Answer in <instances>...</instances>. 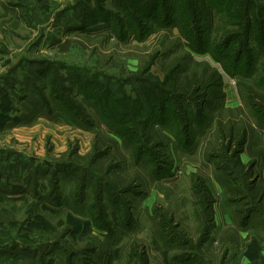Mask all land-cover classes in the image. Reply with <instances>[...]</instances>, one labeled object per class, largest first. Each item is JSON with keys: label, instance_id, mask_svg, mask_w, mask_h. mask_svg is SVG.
<instances>
[{"label": "rangeland", "instance_id": "rangeland-1", "mask_svg": "<svg viewBox=\"0 0 264 264\" xmlns=\"http://www.w3.org/2000/svg\"><path fill=\"white\" fill-rule=\"evenodd\" d=\"M138 1L128 0V3H142ZM150 1L149 4H157ZM169 1L161 0L158 4ZM226 1L244 4V0ZM74 4H78L77 8L59 11ZM113 4L121 3L119 0H0V154L12 159L17 151L19 158L32 161L22 174L25 193L31 197L16 201L0 199V255L4 256L0 264H175L174 257L179 253L200 255L209 259L210 264H241L240 256L234 261L230 259L238 245L236 250L237 237L229 228H220L214 241L208 237L213 231L211 218L215 209L218 226L222 225L219 201L229 203L220 182L222 178L233 181L232 187L235 182L238 189L236 197L240 201L232 204L233 211L256 209L258 204L248 189L251 185L252 191L259 193L264 180L261 160L264 133L249 125V109L240 97L243 85L251 82L227 75L208 54L191 52L181 45L184 39L176 28L160 27L151 17L146 19L149 32L143 39L137 40L136 35L135 38L129 35L123 41L117 39L105 15L108 10L117 13ZM157 11L161 17L162 11ZM218 17L213 21L216 26ZM77 18L92 27L87 31L85 28L65 30ZM219 36L220 32L211 34L215 40ZM22 54L34 61H51L52 68L57 63H66L90 73L97 72L101 80L109 77L119 90L116 95L127 99L134 96L130 78L145 77L152 83H162L165 72L171 78L169 67L178 58L182 61L181 68L185 66L178 77L193 70L200 74L204 67L218 70L225 96L221 107L210 105L209 108L214 107L205 110V118H212L210 127L206 126L205 134L197 137L190 153L181 154L171 135L156 124L142 126L139 142L146 152L155 150L162 165L159 174L163 175L154 179L149 175L150 165L136 164L131 149L98 124L91 108L97 123L94 132L42 116L24 128H3L5 120L17 114L18 96L27 86L31 88V81L36 83L31 76L25 79L26 75H34L35 65L23 61ZM100 88L93 100L103 96L102 84ZM81 98L78 96L76 100ZM31 104L22 103V112ZM232 124L235 132L248 126V141L239 154L242 166L231 157L235 147H228V140L220 134L227 132ZM143 157L152 159L148 153ZM250 169L251 174L245 176ZM46 171V178L57 184L51 189L52 196H47L50 190L47 179L41 178ZM235 177L237 180H233ZM28 180L32 181L31 186L27 185ZM36 182L39 195L34 197ZM207 184L211 191L203 198L201 185ZM209 226L208 234L202 239L203 228ZM13 245L16 250L12 249ZM14 251L18 252L13 255ZM17 255L23 260L18 261Z\"/></svg>", "mask_w": 264, "mask_h": 264}, {"label": "trees", "instance_id": "trees-1", "mask_svg": "<svg viewBox=\"0 0 264 264\" xmlns=\"http://www.w3.org/2000/svg\"><path fill=\"white\" fill-rule=\"evenodd\" d=\"M119 1L121 4L112 6L117 9V13L109 10L105 13L110 19V22H107L108 27L117 39L127 40L129 35H133V38L136 35L137 40L143 39L145 33L149 32L146 19L151 17L152 21L160 27H165L167 30L176 28L180 37L184 39L182 46L195 54H208L213 61L220 64L227 75L249 79L251 83L243 85V94L241 92L240 97L243 105L249 109L248 115L251 118L248 119L249 125L264 133V121H262L264 118V60H262L264 59V0H244V4H228L225 0H170L168 4H158L161 0H152L157 4H149L150 0H139L138 2L142 1L139 4L128 3V0ZM77 6L78 4L65 6L59 11L63 12ZM157 10L162 11L161 17ZM119 13L123 15L119 16ZM217 16H220L218 27L213 22ZM78 18L65 30L85 28L87 31L89 27H92H87L88 24H83ZM213 32H220L218 39L211 37ZM188 54L189 58L192 57L190 52ZM260 58L262 59L259 62ZM23 61L35 65L33 66L34 75L32 73L26 75L25 79L29 80L31 76L36 83L31 81V88L27 86L18 96V100H23L28 94L36 95L37 100L33 109L21 122L29 124L33 119L42 116L55 123L74 125L94 132L97 123L91 115L89 110L91 108L99 120L98 124L100 123L105 131L116 136L124 147L131 149L132 158L136 164L150 165L149 175L154 179H159L163 175V173L159 174L162 165L157 152L152 149L146 152L142 147L143 144L139 142L138 133L142 126L156 124L160 130L171 135L181 154L190 153L197 143V137L205 134L206 126L210 127L212 118H205V110L216 105L221 107L225 96L222 74L218 70L204 67L200 74L193 70L189 74L178 77L180 71H184L185 68V66L181 68L182 61L178 58L169 67V72L172 73L171 78L168 76L169 73L167 72V75L165 72L162 83H152L145 77L130 78L129 83L134 94L130 99L124 96L118 97L116 93L119 90L111 84L113 83L111 79L104 76L105 78L101 80L97 72L90 73L87 69L69 66L66 63H57L52 68L51 61L48 60L34 61L24 57ZM156 79L159 81V78ZM100 84L103 86V96L93 100L97 97V90L101 89ZM78 96L82 97L80 101L76 100ZM210 105L214 106L209 108ZM10 119L15 120V117L7 118L5 121ZM233 125H229L227 132L220 131V134L222 139L228 140L226 144L228 147H235L231 157L234 158V163L242 166L239 154L244 151L248 141V126H242L240 131L235 132ZM132 140L134 143L131 142ZM145 153L152 156V159L144 158ZM261 160L264 161V152ZM217 168L222 170L220 165ZM36 170L33 169L35 172ZM251 170L245 176L250 175ZM228 173L233 176L231 171ZM47 174L46 171L41 178L47 179ZM235 178L233 180H237ZM220 182L226 189L224 191L229 203H238L240 200L236 197L238 189L235 188V182L233 187L231 180L222 178ZM26 183L31 186L32 181L28 180ZM47 183L50 189L47 196H52L51 189L57 184L50 179H47ZM37 184V182L34 184L32 193L34 197L39 195L35 188ZM201 186L203 198L204 194L208 197V191H211L208 184L206 187ZM18 189L26 192L25 188L18 187ZM248 190L256 197L258 203L264 206V182L259 194L252 191L251 185ZM234 211L232 218L236 226H246L250 220V214L256 215L254 212L264 221L262 212L254 208ZM257 224L258 222L254 225ZM203 229L205 230L201 233L202 239L208 234L210 226ZM14 245L12 249L16 250ZM186 245L187 243L184 246ZM195 255L176 254L174 263L210 264L200 255L199 257Z\"/></svg>", "mask_w": 264, "mask_h": 264}, {"label": "crops", "instance_id": "crops-1", "mask_svg": "<svg viewBox=\"0 0 264 264\" xmlns=\"http://www.w3.org/2000/svg\"><path fill=\"white\" fill-rule=\"evenodd\" d=\"M50 43L55 44V42H50ZM21 57H23V54L21 55ZM36 100H37L36 95L28 94L23 100L19 101L18 104L16 105L17 114L15 116H12L13 118L15 117L16 121L14 119L5 121V123L3 124V128H7V129L10 128L14 130L22 127L24 128L26 125H29L28 123L21 122V120L24 118L26 114H28L33 109ZM26 101H30L32 104L29 107V109L23 113L21 110V104ZM35 119L37 120L39 119V117ZM33 120L31 122H33ZM14 156L15 158L8 159L9 157L7 156V154L5 155L0 154V190L2 189V186L5 189H7L4 190L3 188V192L0 191L1 193L0 199L2 198L3 200H7V201H16V200H22L24 197H26L27 199L31 197L27 195L25 192H22L23 189H18V187L24 188V183H22V176H23L22 174L24 170L29 169L31 167L27 165H30L31 163L29 162L32 161L27 162V160L19 158L21 155H18L17 151L15 152ZM261 181L262 183L264 182L263 179ZM39 200L41 201L43 199H39ZM219 205L222 211V216H221L222 225L218 226L220 222L217 219L218 218L216 215L217 210L215 209L214 218H212L213 231L209 232L208 240L214 241L216 239L215 234L218 232L220 228H225V227L226 229L229 228V230L232 231L234 235L237 237V243H235V247H234L236 250H237L236 247L238 245V250L232 252L230 259L234 261L236 257L240 256L239 262L241 264H264V221L261 220V218L257 215V213H255L256 215L254 216L252 213L250 214L251 217L246 226H236L232 218L234 212L232 208V204L225 203L224 201L221 200L219 201ZM49 207L51 206H48V208ZM256 210L262 212L264 216V206H262L260 203L256 204ZM247 214L249 215L248 212ZM257 222L258 224L255 226L254 224ZM225 231L226 230H223L222 232L224 233ZM13 243H18V242H13ZM224 246H226V244H224ZM17 252L18 251H14L13 255H15ZM1 256L3 255H0V258ZM19 259L23 260L22 256L17 255V260L19 261ZM206 260L209 261V259Z\"/></svg>", "mask_w": 264, "mask_h": 264}]
</instances>
